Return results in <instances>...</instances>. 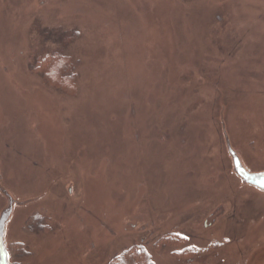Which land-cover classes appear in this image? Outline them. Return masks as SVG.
Masks as SVG:
<instances>
[{
  "label": "rangeland",
  "instance_id": "rangeland-1",
  "mask_svg": "<svg viewBox=\"0 0 264 264\" xmlns=\"http://www.w3.org/2000/svg\"><path fill=\"white\" fill-rule=\"evenodd\" d=\"M223 107L264 170V0H0V181L48 191L15 208L11 264H261Z\"/></svg>",
  "mask_w": 264,
  "mask_h": 264
},
{
  "label": "water",
  "instance_id": "water-1",
  "mask_svg": "<svg viewBox=\"0 0 264 264\" xmlns=\"http://www.w3.org/2000/svg\"><path fill=\"white\" fill-rule=\"evenodd\" d=\"M220 121L222 124L226 148L232 161V173L240 179L241 187H254L257 190L264 192V170L251 171L245 165L240 153L232 143L225 119V107L222 109ZM47 192L48 191L36 197L19 199L0 181V194L6 200V204L0 211V264H11V254L6 242V233L15 208L27 207L33 203L39 202L46 196ZM258 254L264 256V248L258 250Z\"/></svg>",
  "mask_w": 264,
  "mask_h": 264
},
{
  "label": "bare ground",
  "instance_id": "bare-ground-1",
  "mask_svg": "<svg viewBox=\"0 0 264 264\" xmlns=\"http://www.w3.org/2000/svg\"><path fill=\"white\" fill-rule=\"evenodd\" d=\"M12 124H8V126H11ZM77 140H81V139H83V137H82V135H79V134H77ZM203 138H204V136H203ZM77 140H74V142L76 141V142H78ZM73 142V141H72ZM72 142L70 143V146H68L67 148L65 147L64 149L65 150H63V152H66V155L65 156H67L68 157V155H70L71 157L72 156H79V153L77 152V149L75 148L74 149V146H72ZM9 147V146H8ZM15 147V145H12L10 148H8V149H10V150H12L13 148ZM141 151V147L139 148V149H137V152L136 153H138L139 152V154L141 153L140 152ZM136 153L134 154V161L136 162L137 161V158H140V156H138L139 154H137L136 155ZM8 155V153H7V151H6V156ZM40 157H43V155L42 156H40ZM38 158L39 157H34V158H31L30 159V161H31V163H34V162H37V161H40L41 160V158L38 160ZM137 164H139V165H142V163H141V161L140 160H138V163ZM143 167L141 168V172L139 173L140 175H142L143 173ZM97 183V182H96ZM105 195V197H106V194H104ZM88 197V196H87Z\"/></svg>",
  "mask_w": 264,
  "mask_h": 264
},
{
  "label": "trees",
  "instance_id": "trees-1",
  "mask_svg": "<svg viewBox=\"0 0 264 264\" xmlns=\"http://www.w3.org/2000/svg\"><path fill=\"white\" fill-rule=\"evenodd\" d=\"M135 258L132 261V264H152L150 260L148 259V255L145 252H140L134 255ZM113 264H128L126 259L124 260H115L113 261Z\"/></svg>",
  "mask_w": 264,
  "mask_h": 264
},
{
  "label": "flooded vegetation",
  "instance_id": "flooded-vegetation-1",
  "mask_svg": "<svg viewBox=\"0 0 264 264\" xmlns=\"http://www.w3.org/2000/svg\"><path fill=\"white\" fill-rule=\"evenodd\" d=\"M264 258V257H263ZM261 264H264V259H263V262Z\"/></svg>",
  "mask_w": 264,
  "mask_h": 264
}]
</instances>
